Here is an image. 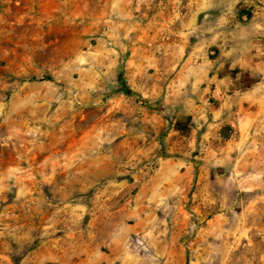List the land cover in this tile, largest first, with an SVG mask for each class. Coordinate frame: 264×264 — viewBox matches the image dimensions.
<instances>
[{
  "label": "rangeland",
  "instance_id": "374dc122",
  "mask_svg": "<svg viewBox=\"0 0 264 264\" xmlns=\"http://www.w3.org/2000/svg\"><path fill=\"white\" fill-rule=\"evenodd\" d=\"M109 6L0 0V264H264V0L260 72L218 68L228 99L194 145L87 61L100 38L76 22Z\"/></svg>",
  "mask_w": 264,
  "mask_h": 264
},
{
  "label": "crops",
  "instance_id": "0c3cea01",
  "mask_svg": "<svg viewBox=\"0 0 264 264\" xmlns=\"http://www.w3.org/2000/svg\"><path fill=\"white\" fill-rule=\"evenodd\" d=\"M234 4L230 0L226 10L218 7L220 0H110L96 22L81 17L76 28L94 30L100 38L88 62L97 58L104 74L122 71L130 88L158 102L161 113L190 116V134L182 137L194 145L201 122L216 113L213 101L228 99L218 68L248 66L260 72V0H242L239 11ZM73 27L72 14L56 26L66 33ZM66 44L72 55L70 37ZM251 87H260V78ZM217 88L223 94L218 96ZM192 122L198 125L192 128Z\"/></svg>",
  "mask_w": 264,
  "mask_h": 264
},
{
  "label": "trees",
  "instance_id": "16d2710c",
  "mask_svg": "<svg viewBox=\"0 0 264 264\" xmlns=\"http://www.w3.org/2000/svg\"><path fill=\"white\" fill-rule=\"evenodd\" d=\"M231 74H237L240 72L239 69H231ZM191 117L187 116L183 121L181 120H175L173 123V128L178 131L179 133L185 134L189 130V127L187 126Z\"/></svg>",
  "mask_w": 264,
  "mask_h": 264
},
{
  "label": "built area",
  "instance_id": "2783aa9c",
  "mask_svg": "<svg viewBox=\"0 0 264 264\" xmlns=\"http://www.w3.org/2000/svg\"><path fill=\"white\" fill-rule=\"evenodd\" d=\"M216 88V87H215ZM221 94H223V92L220 90V88H217V95L219 96V95H221Z\"/></svg>",
  "mask_w": 264,
  "mask_h": 264
}]
</instances>
